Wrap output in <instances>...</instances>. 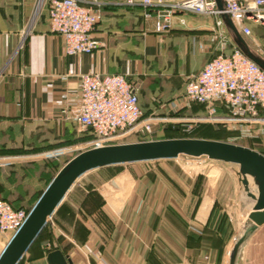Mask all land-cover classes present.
<instances>
[{"label":"crops","instance_id":"0c3cea01","mask_svg":"<svg viewBox=\"0 0 264 264\" xmlns=\"http://www.w3.org/2000/svg\"><path fill=\"white\" fill-rule=\"evenodd\" d=\"M37 1L0 0V197L27 212L65 163L62 153L94 137L68 117L79 101L80 74H118L133 82L131 76L138 77L143 119L159 124L166 118L159 116L167 112L163 102L183 96L185 83L177 85L173 77L198 72L218 54L220 32L234 45L212 15L177 14L167 31L156 33L154 18L146 20L140 7L108 0L92 31L101 45L91 53L65 56L61 36L49 28L47 0L36 10ZM247 25L254 36L246 42L264 58V25ZM194 105L189 114L208 122L207 106ZM209 117L215 135L195 138L235 139L234 126L222 123L227 112L221 105ZM262 140L264 135L240 145L264 155L256 148ZM212 162L214 168L203 175L211 176L210 186L202 193L194 186L196 178L186 179L188 188H149L142 185V173L105 172L118 164L81 174L17 264H48L47 253L56 249L72 264H226L239 213L253 202L238 182L236 165ZM219 182L226 187L219 188ZM219 196L225 199L214 207ZM211 210L232 214V235L223 223L206 221ZM9 240L8 233H0V253ZM219 249L222 258L216 261Z\"/></svg>","mask_w":264,"mask_h":264},{"label":"built area","instance_id":"2783aa9c","mask_svg":"<svg viewBox=\"0 0 264 264\" xmlns=\"http://www.w3.org/2000/svg\"><path fill=\"white\" fill-rule=\"evenodd\" d=\"M108 0H49L48 24L61 36L65 56L91 53L101 42L92 37L95 25L102 19L100 6ZM128 5L148 7L155 11L154 29L160 33L169 28L173 17L182 13L212 15L217 29L223 26L221 14L227 13L242 35L249 36L248 22L264 25V0H121ZM42 0L37 1L36 10ZM183 23V19H179ZM219 53L187 77L183 97L207 106L208 114L217 104L227 112L228 122L237 131L235 139L264 135V71L219 33ZM79 101L69 109L68 117L94 138L87 147L107 145L118 133L136 125L135 132H152L149 121L142 119L137 86L123 75L82 73L78 76ZM172 107L176 104L172 103ZM62 109V113H66ZM4 162L0 159V164ZM29 212L14 209L0 197V233L11 237L22 226Z\"/></svg>","mask_w":264,"mask_h":264},{"label":"water","instance_id":"95a60500","mask_svg":"<svg viewBox=\"0 0 264 264\" xmlns=\"http://www.w3.org/2000/svg\"><path fill=\"white\" fill-rule=\"evenodd\" d=\"M220 10L222 0H216ZM223 24L234 45L264 71V58L252 49L230 16L221 14ZM211 159L237 166L238 182L253 203L239 215L237 230L227 250L226 264H243L251 237L264 225V155L240 144L195 137H175L107 144L79 151L53 176L27 218L0 253V264H17L45 225L58 202L73 182L83 173L113 164L165 158ZM48 264H72L60 250L47 253Z\"/></svg>","mask_w":264,"mask_h":264},{"label":"rangeland","instance_id":"374dc122","mask_svg":"<svg viewBox=\"0 0 264 264\" xmlns=\"http://www.w3.org/2000/svg\"><path fill=\"white\" fill-rule=\"evenodd\" d=\"M45 0H42L41 4H38L39 7H42L44 5L45 7ZM47 0V5H48ZM140 7L143 12V17L146 20H149L151 18H154V21L156 19V13L152 9L148 7H142L139 5H133ZM38 7V8H39ZM100 12H103V5L100 7ZM154 27V26H153ZM169 28H167L165 31H167ZM164 32V31H163ZM158 33V32H156ZM161 33V32H160ZM254 36V33L250 36H246L245 39L250 40L251 37ZM246 40V41H247ZM131 78L134 80L136 84L138 77L131 76ZM187 79V75H179L173 77V81L175 84L180 85L184 84L185 80ZM162 102V101H161ZM175 103L176 106L172 107L171 104ZM165 109H167V112H164V114L159 115L160 118L166 117L165 119L162 118V121L152 123V132L148 134H141L135 132L136 125H134L132 128L127 129L126 131H122L117 134L113 139L107 141V144H120V143H128V142H136V141H145V140H155V139H163V138H175V137H194L198 135H215V131L212 127L214 123L211 122L212 118L209 117V115L205 114V119L208 122H201V120L195 116H191L189 114L190 109L193 108L194 105L193 101H188L183 96L177 97L174 101L169 102H163L162 104ZM206 106V105H205ZM144 113L142 112V119ZM226 125H232L231 122H228V117L222 119ZM215 125V124H214ZM234 130V129H233ZM235 131V130H234ZM220 133H217V136H219ZM234 139L232 142L238 143V144H251V142H248L247 139ZM259 150H264V141L262 140L259 143H256ZM77 150L71 151V153H68L67 156H70V154H76L81 150H84L87 147L86 144H80L78 146ZM74 156V155H73ZM214 168V162L212 160L207 159H183L181 157L178 158H165V159H157V160H148V161H138V162H131V163H124V164H118V166L111 167L107 169L105 172H117L126 169L129 172H139L142 173V185L143 187H168V186H174L176 188H188L186 182L187 178H196V184L194 185L196 189H199V193H202L205 188L210 186L211 182V176L208 178H204V174L209 173ZM213 174V172L211 173ZM99 180L90 181V182H97ZM87 183V182H86ZM191 186V185H189ZM219 188H225L226 186L222 185V182H219ZM202 189V190H201ZM220 198V199H218ZM225 199V196L223 197H217L214 198L212 201L213 206L218 204H221V201L223 203ZM211 201V200H210ZM199 202V200L197 201ZM215 207V206H214ZM218 209V208H217ZM218 211V210H217ZM217 211H210L206 215V221L210 220V223L212 225H220L223 223L226 225V232H228L229 235H232L236 230V220L234 217H230L229 215L232 214H226L225 212H217ZM201 212V211H200ZM199 212V214H201ZM206 212H203L205 214ZM245 213L240 212L239 215ZM40 242L37 241L36 245H38ZM223 248H225V245H222ZM223 250L219 249V252L216 253V261L222 258ZM246 259H244L243 264H264V225L259 229L257 233L254 234V236L251 238L247 253H246ZM215 264V263H212ZM222 264V263H220Z\"/></svg>","mask_w":264,"mask_h":264},{"label":"trees","instance_id":"16d2710c","mask_svg":"<svg viewBox=\"0 0 264 264\" xmlns=\"http://www.w3.org/2000/svg\"><path fill=\"white\" fill-rule=\"evenodd\" d=\"M242 36H243L244 39H245L246 36H245V35H242ZM245 40H247V39H245ZM216 55H217V54H216ZM216 55H214V56H216ZM214 56H213V57H214ZM213 57H211V58H213ZM211 58H210V59H211ZM193 103H195V104H197V105H201V106L203 105V106H204V104H201V103H197V102H193ZM93 138H94V137H93ZM93 138H92V139H93ZM92 139H91V140H92ZM68 153H71V151H65L64 153H62V154H64L65 157H66L65 162H66L67 160H69L73 155H75V154H72V155L70 154V156H67Z\"/></svg>","mask_w":264,"mask_h":264}]
</instances>
